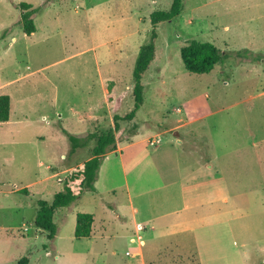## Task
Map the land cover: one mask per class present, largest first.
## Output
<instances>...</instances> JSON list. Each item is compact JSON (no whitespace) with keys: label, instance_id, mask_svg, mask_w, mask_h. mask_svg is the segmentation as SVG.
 <instances>
[{"label":"rangeland","instance_id":"obj_1","mask_svg":"<svg viewBox=\"0 0 264 264\" xmlns=\"http://www.w3.org/2000/svg\"><path fill=\"white\" fill-rule=\"evenodd\" d=\"M201 1L205 0H182L177 18L156 25L155 56L142 79L144 103L133 119L120 121L116 132L120 142L130 139L133 125L140 128L134 140L143 147L141 154L153 148L148 145L153 138L147 141L152 130L160 131L163 139L154 150L171 148L168 141L176 136L172 133L174 127L169 126L175 124L179 114L174 109L181 107L178 100L185 96L201 93L199 100L208 105L212 101L230 105L205 120L217 150L228 147L230 133H235L236 143L242 142L247 134L246 122L257 119L262 99H255L254 105L248 107L246 97L264 87V75L243 76L236 71L248 63L264 70V60L249 62L240 57L239 62L235 52L250 37L240 33L250 31L243 29V24H264V0H218L199 6ZM21 2L37 10L33 14L35 31L30 35L17 24ZM170 2L0 0V94H8L12 100L10 121L0 123V233L28 238L25 246L18 240L3 244L12 257L26 256L20 251L24 246L29 264H51L56 246L60 256L56 263L74 264L78 256L94 264L140 261L137 241L130 242L128 238L132 223L123 184L127 180L132 187L137 175L131 173V164L126 167V176L112 174L119 166L114 153L108 159L112 169L100 173L96 192L85 191L69 205L55 209L53 239H48L41 229L35 231L31 222L37 201L51 202L64 178L82 168L91 156L93 141L69 153L65 133L81 136L107 130L114 113L123 115L131 109L132 67L151 28L150 14L155 9H167ZM191 39L211 42L220 51L221 59L207 74H193L183 67L180 49ZM259 63L263 64L259 67ZM233 72L235 78H230ZM227 75L229 83L224 84ZM86 114L97 116L87 118ZM198 123L190 126L188 136L204 135L206 139ZM174 131L186 134L184 129ZM193 143L194 139L188 138L185 144ZM155 161V171L148 174L157 177L164 164ZM139 177L141 180L142 175ZM74 188L77 190V185ZM139 200L144 202L145 198ZM107 202L117 203L124 217L122 222L107 209ZM78 212L93 215L92 234L96 237L92 243L73 237ZM141 213L147 215L153 210L142 209ZM174 243L178 245L170 246ZM189 244L191 238L169 233L151 238L143 246L146 264H177V259L182 264H193L187 253ZM88 252L93 255L86 256Z\"/></svg>","mask_w":264,"mask_h":264},{"label":"crops","instance_id":"obj_2","mask_svg":"<svg viewBox=\"0 0 264 264\" xmlns=\"http://www.w3.org/2000/svg\"><path fill=\"white\" fill-rule=\"evenodd\" d=\"M217 1H201L199 6L213 4ZM243 25L245 26L243 29L250 28V31L240 33L249 34L250 37L241 49L247 50V53H253L257 59L252 60V56L249 55L242 60L263 62L264 24ZM258 35L259 38H257ZM236 58V61H241L240 57ZM262 64L259 63V67ZM239 68H241L240 72L236 71V73L243 76H249V74L258 76L259 73L264 75L262 68H256L251 63L243 64ZM236 73L233 72L230 78H235ZM228 76L224 78V84L229 83ZM101 92L106 101V89L103 85ZM9 98V118L0 123L10 121L12 100L10 96ZM199 98H201V93L178 100L181 107L175 108L174 111L179 116L175 124L169 126L174 127L173 135L177 132L174 140L168 141L171 148L154 150L156 146L148 143L149 147H153L150 148L151 152L141 154L143 147H138L137 141L134 140L141 129L133 125L130 139L120 142L116 139L115 148L104 154L94 182V190H86L96 192L95 184L100 173L103 169H112L108 164L110 153L116 155L114 160L119 163L118 168H114L112 174L118 173L126 176V167L131 164V173L135 172L137 175L136 182L132 187L127 180L123 184L127 193L126 201L132 223L128 238L130 242L137 241L140 255V261L133 264H146L143 246L147 240L166 236L168 233L191 238L187 253L190 254L193 264H264V114H262L264 112V87L246 97L250 101L248 107L253 106L257 98L262 101L259 104L257 119L246 122L245 139L236 143L235 133H230L228 135L230 144L220 150L214 147L216 140L208 132L205 120L228 109L230 105L224 106L221 102L212 101L210 107L207 103L201 102ZM96 116L85 115L87 118ZM194 123L199 124L200 129H203L202 134L207 135L208 139H204L202 137L204 135H197V138L188 136L192 132L190 126ZM176 129H184L186 134L182 135L179 131H174ZM152 131L153 135L148 136L147 141L151 137L153 139L159 137L161 142L163 139L160 131ZM188 138L194 139V143L185 144ZM80 148L84 147L77 148L73 154ZM68 150L70 151V146ZM155 159L160 160L159 164H164L163 170L157 174V177L148 174L156 169L153 166ZM139 174L142 175L141 180ZM139 198H145V201L141 202ZM106 207L114 212L121 222L124 220L116 202H107ZM142 209L148 212L153 210V213L142 215ZM33 229L40 231L36 227ZM92 231L90 236L76 240L92 243L96 237ZM35 236H38L37 233ZM17 237L13 233L6 234V231L0 233V243H2L0 264L14 263L21 256L12 257L10 252L5 251L3 247V244L10 245L15 240H18L20 245L28 240L27 236ZM54 240L56 241V237ZM176 245L178 244L174 243L170 246L176 247ZM24 246L20 251L28 257ZM55 248L57 247H54L55 254L51 264H62L56 263L60 256L57 255ZM87 250H93V247ZM125 254L130 253L125 251ZM47 255L51 256V253ZM87 255L93 254L88 252ZM78 257V262L74 264H94ZM177 260L179 262L177 264H182L179 259Z\"/></svg>","mask_w":264,"mask_h":264},{"label":"trees","instance_id":"obj_3","mask_svg":"<svg viewBox=\"0 0 264 264\" xmlns=\"http://www.w3.org/2000/svg\"><path fill=\"white\" fill-rule=\"evenodd\" d=\"M21 10L20 19L17 22L23 33L30 35L35 31L33 14L37 12L31 8L28 2L18 4ZM182 11V0H171L167 9H155L151 12L149 21L151 28L147 38L140 44L134 64L132 67V95L133 105L131 109L123 115L114 113L112 124L107 130L92 131L85 136H75L66 134L70 143V153L79 147H85L93 141L91 156L83 163L82 168L72 171L62 181V187L53 195L51 202L45 200L37 201V209L33 219V225L45 231L48 239H53L56 234V224L53 221L55 209L67 206L86 190H94V182L97 177L101 159L107 151L113 150L116 145L115 132L119 129L120 121H128L135 117L137 110L144 103L143 96V76L155 56V42L157 38L156 25L159 22L177 18ZM236 57L252 56V60L257 57L247 50L236 51ZM180 58L186 71L193 74H207L214 65L221 59L219 49L211 42L191 39L180 49ZM109 98V96L107 97ZM10 98L7 94H0V122H5L9 118ZM74 185H77L75 190ZM26 188H22L23 191ZM93 215L86 212L76 214V225L74 238L81 239L90 236L92 230ZM13 264H28L27 256H22Z\"/></svg>","mask_w":264,"mask_h":264},{"label":"built area","instance_id":"obj_4","mask_svg":"<svg viewBox=\"0 0 264 264\" xmlns=\"http://www.w3.org/2000/svg\"><path fill=\"white\" fill-rule=\"evenodd\" d=\"M160 142V138L159 137H157V138H154V139H152L151 141H148V143L150 144V145H156L157 143H159Z\"/></svg>","mask_w":264,"mask_h":264},{"label":"water","instance_id":"obj_5","mask_svg":"<svg viewBox=\"0 0 264 264\" xmlns=\"http://www.w3.org/2000/svg\"><path fill=\"white\" fill-rule=\"evenodd\" d=\"M174 134H177V132H174Z\"/></svg>","mask_w":264,"mask_h":264}]
</instances>
